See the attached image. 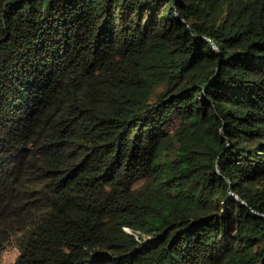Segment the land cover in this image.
<instances>
[{
	"label": "trees",
	"instance_id": "1",
	"mask_svg": "<svg viewBox=\"0 0 264 264\" xmlns=\"http://www.w3.org/2000/svg\"><path fill=\"white\" fill-rule=\"evenodd\" d=\"M8 243L10 264H264V0H0Z\"/></svg>",
	"mask_w": 264,
	"mask_h": 264
},
{
	"label": "rangeland",
	"instance_id": "2",
	"mask_svg": "<svg viewBox=\"0 0 264 264\" xmlns=\"http://www.w3.org/2000/svg\"><path fill=\"white\" fill-rule=\"evenodd\" d=\"M17 254V248L13 243H8L0 253V264H10L15 255Z\"/></svg>",
	"mask_w": 264,
	"mask_h": 264
},
{
	"label": "water",
	"instance_id": "3",
	"mask_svg": "<svg viewBox=\"0 0 264 264\" xmlns=\"http://www.w3.org/2000/svg\"><path fill=\"white\" fill-rule=\"evenodd\" d=\"M239 202L243 203L242 200H240V199H239ZM258 215H262V214H259V213H258Z\"/></svg>",
	"mask_w": 264,
	"mask_h": 264
}]
</instances>
